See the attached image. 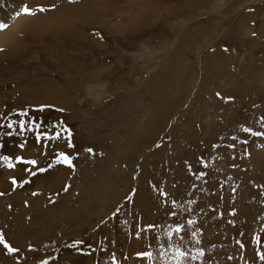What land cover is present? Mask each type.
<instances>
[{
    "label": "rangeland",
    "instance_id": "1",
    "mask_svg": "<svg viewBox=\"0 0 264 264\" xmlns=\"http://www.w3.org/2000/svg\"><path fill=\"white\" fill-rule=\"evenodd\" d=\"M25 5L29 23L6 32ZM0 8V37L18 44L0 41V157L19 164L0 159V237L19 249L0 242V264H264V135L253 134L264 132V0ZM34 117L49 137L71 129L75 149L66 132L37 141L8 126ZM58 151L79 153L74 169L57 166ZM21 155L38 161L25 168L53 167L32 177ZM58 167L54 189L46 173Z\"/></svg>",
    "mask_w": 264,
    "mask_h": 264
},
{
    "label": "snow or ice",
    "instance_id": "2",
    "mask_svg": "<svg viewBox=\"0 0 264 264\" xmlns=\"http://www.w3.org/2000/svg\"><path fill=\"white\" fill-rule=\"evenodd\" d=\"M54 6L55 5H53V7ZM38 10L40 12H43V11H46L47 9L45 7H43V6H40ZM35 11H36V9L25 5L24 7H22L20 9L19 12L16 13V15L19 16L21 14V12L31 15V14H34ZM7 27H8L7 24L0 23V29H6ZM253 35H255V33H253ZM217 95L219 96L220 94L217 93ZM228 99H231V98H228ZM51 107H53V106L52 105H47V104L40 105L39 108H38V111L43 112L46 108H51ZM59 111H64V109H59ZM27 115H28V113L26 111L20 112V116H27ZM16 123H19V126H20V128L22 130L26 129V126H27V130L34 131L37 141H40V140H42L44 138H47V139H59L61 134H62V132H66L67 135H66L65 139L68 142L67 143V147L71 148V149H75V144L73 143V133H72L71 129H69L67 127H61V130L56 132L55 137H49L47 133H42L40 131L41 123H38L35 117L32 118V120L30 122L29 121H25L23 119H21L19 121L13 120V121H11L9 123L8 126L12 127V125H14ZM244 130L248 131V132H252V129H244ZM253 134L259 136V135H264V132H254ZM8 135H12V133H8ZM0 147H2V145H0ZM19 147L21 149H23L25 147V144L21 143L19 145ZM85 151H87L89 154H93V155L95 154V150L93 148H91V147L85 149ZM78 156H79V153L69 154L67 151H58L57 154H56L55 163L57 165H64V166H67L70 169H74L75 168L74 160ZM0 159H2L4 161V163L6 164V166L9 169H13V168L16 167V163H13L12 158L10 156H3V157H0ZM16 161L19 162L20 164L28 165V166H36L38 164L37 159H25L24 156H22V155L21 156H17L16 157ZM51 167H53V165L49 164V165H47V167H38V168H36L35 171L33 170L32 167H27V168H25V171L27 173H29L32 177H36L38 174L47 172ZM201 175H203V173ZM11 183H12L13 187L15 188V187H23L24 185L31 183V181L28 180V179H24L21 182V181H18L16 179V177H12L11 178ZM69 188H70V185H66L64 187V191L65 192L68 191ZM0 195H4V193H0ZM33 195H38V193L33 192ZM149 227H152V226L150 225ZM182 230H183V227L180 226V225H177L176 231L180 232ZM256 239H257V243L259 244L260 243V237L257 236ZM0 242H3L5 244V247L8 249L9 252L16 253V252L19 251L18 248L12 247L6 241H3L2 237H0ZM82 243H83V241H76L72 245V247H76L77 245L82 244ZM138 255L151 256V253L143 252V253H139ZM178 255H179V257H185L187 254L185 252H183V251H179ZM259 259L261 261H264V251L259 252ZM41 264H49V262L47 260H44V261H41Z\"/></svg>",
    "mask_w": 264,
    "mask_h": 264
},
{
    "label": "bare ground",
    "instance_id": "3",
    "mask_svg": "<svg viewBox=\"0 0 264 264\" xmlns=\"http://www.w3.org/2000/svg\"><path fill=\"white\" fill-rule=\"evenodd\" d=\"M16 2H17V0H16ZM15 4V3H14ZM81 6H83V5H81ZM13 4L10 2V4L8 5V6H6V8H7V10H9V11H11V10H13ZM62 7H64V6H62ZM71 7V6H70ZM1 8H3V7H1ZM0 8V23L2 22V20H3V16H4V14H5V12H4V8L3 9H1ZM66 8V7H65ZM68 8V7H67ZM76 8V7H75ZM77 8H78V6H77ZM80 8V7H79ZM69 10H70V8H69ZM68 10L67 9H63L62 11H60V14L57 16V17H61V16H64V15H67L66 14V12H67ZM73 12H75V11H73ZM70 13V12H69ZM15 15V14H14ZM27 15V14H26ZM26 15H25V17H26ZM15 17V16H14ZM24 17V16H23ZM24 17V18H25ZM31 16H29L28 18H26L27 19V22H28V19L30 18ZM38 17V16H37ZM45 17V16H44ZM49 17V16H48ZM53 17V16H52ZM55 17V16H54ZM53 17V18H54ZM67 17V16H66ZM75 17V16H74ZM73 17V18H74ZM5 18V17H4ZM18 18H21V17H17V19ZM32 18V17H31ZM35 18H36V16H35ZM35 18H33L34 20H35ZM39 18H40V16L37 18V20H39ZM43 18V17H42ZM53 18H52V20H53ZM26 19H18L19 21H20V24H18V23H14L13 22V26L11 27L10 26V28L8 29V30H6V32H12V31H16V30H20V29H22V27H21V25H23L24 26V22H25V20ZM50 19V18H49ZM59 19V18H58ZM68 19V18H67ZM66 19V20H67ZM75 19V18H74ZM43 20V19H42ZM70 20V19H69ZM41 21V20H40ZM40 21H38L39 22V24L42 26V24H44V23H40ZM43 21H45V18H44V20ZM30 22H31V20H30ZM34 22H36V21H34ZM38 22H36L37 24H38ZM42 22V21H41ZM29 23V22H28ZM47 23V22H46ZM25 24H26V22H25ZM34 24V23H33ZM36 24V25H37ZM29 24H27V26H28ZM40 25H38V26H40ZM35 26V24L34 25H32V22H31V26H28L30 29H32V27H34ZM26 27V26H25ZM27 28V27H26ZM39 27H37V29H38ZM28 29V28H27ZM35 30H36V28H35ZM32 31H34V29H32ZM10 33H6V34H8L9 35V37H10ZM13 36V35H12ZM11 40H9V39H7V38H5V36H2V37H0V41H4L5 43H7L8 45L10 44V46L13 44V42L14 43H16V41H13V40H15V38H10ZM7 41V42H6ZM14 46H15V44H13ZM16 45H18L17 43H16ZM66 172V170H65V168H62V167H58L57 168V170L55 169L54 171H52V172H48V173H46V176L49 178V179H55V178H57V177H59V176H61L63 173H65ZM3 178H4V176H3V174L2 173H0V182H3L2 180H3ZM58 187V181H57V179H55L52 183H51V188H57ZM7 188L8 187H4V188H0V190H2L3 189V191H8L7 190Z\"/></svg>",
    "mask_w": 264,
    "mask_h": 264
},
{
    "label": "crops",
    "instance_id": "4",
    "mask_svg": "<svg viewBox=\"0 0 264 264\" xmlns=\"http://www.w3.org/2000/svg\"><path fill=\"white\" fill-rule=\"evenodd\" d=\"M33 136L35 137V135L33 134ZM30 142H35V140H34V138L32 139V140H30L29 141V143ZM28 143V144H29ZM6 145V144H5ZM5 147V146H4ZM39 156V155H38ZM17 166L19 165L18 163L16 164ZM21 166V165H20ZM24 166V169H25V165H23ZM58 166V165H57ZM62 166H64V165H62ZM65 167H67V166H65ZM11 170H13V169H11ZM0 171H2V172H0V173H2V174H4L6 171H3V170H1L0 169ZM8 174V173H7ZM4 187H10V184H9V182H8V180H4L3 182H0V188H4Z\"/></svg>",
    "mask_w": 264,
    "mask_h": 264
}]
</instances>
